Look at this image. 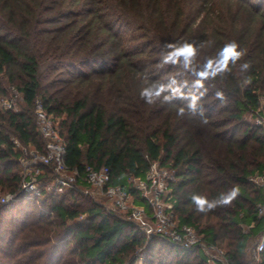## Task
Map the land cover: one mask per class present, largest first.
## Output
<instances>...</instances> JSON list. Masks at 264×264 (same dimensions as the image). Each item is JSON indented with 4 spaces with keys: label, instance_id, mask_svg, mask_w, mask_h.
<instances>
[{
    "label": "trees",
    "instance_id": "obj_1",
    "mask_svg": "<svg viewBox=\"0 0 264 264\" xmlns=\"http://www.w3.org/2000/svg\"><path fill=\"white\" fill-rule=\"evenodd\" d=\"M231 41L244 55L213 77ZM185 43L196 49L188 67L183 56L164 63L168 45ZM172 80L187 95L204 93L202 114L187 100L141 98ZM12 87L23 102L0 108V190H19L14 138L44 148L39 99L65 138L68 166H107L111 183L144 205L129 178H145L158 161L174 172L178 223L224 248L228 264H250L248 248L264 231V188L250 179L264 170V128L244 114L264 96V0H0V99ZM140 251L142 264H210L199 247L148 238L78 189L0 203V264H136Z\"/></svg>",
    "mask_w": 264,
    "mask_h": 264
},
{
    "label": "built area",
    "instance_id": "obj_2",
    "mask_svg": "<svg viewBox=\"0 0 264 264\" xmlns=\"http://www.w3.org/2000/svg\"><path fill=\"white\" fill-rule=\"evenodd\" d=\"M21 93L12 87V95L0 99V108L16 109V99ZM256 124L264 128V104L254 112ZM35 117L39 133L45 139L43 150L22 144L14 138L15 148L20 151L18 161L21 165L19 190L5 192L0 203L14 201L21 192L44 198L51 193H63L68 189H78L88 193L90 186L110 198L114 205L129 212L128 220L137 223L148 237L158 235L183 248L199 247L208 261H223L226 251L216 244L205 242L192 226L179 224L174 214L171 182L174 172L158 161L151 164L146 177H130L129 182L139 191L144 205L130 207L131 193L120 185L111 183L110 169L107 166L85 165L83 172L68 166L65 160L66 141L61 135L54 118L44 109L39 99L35 100ZM264 188V170L250 177ZM134 197V196H133ZM258 215L264 219V201L257 204ZM123 217V216H121ZM125 218V217H124ZM264 250V231L252 250L250 264H259ZM219 254V259L215 254Z\"/></svg>",
    "mask_w": 264,
    "mask_h": 264
},
{
    "label": "clouds",
    "instance_id": "obj_3",
    "mask_svg": "<svg viewBox=\"0 0 264 264\" xmlns=\"http://www.w3.org/2000/svg\"><path fill=\"white\" fill-rule=\"evenodd\" d=\"M172 51L168 52L164 55V63H176L178 57L183 56L184 58V65L188 67L190 63V56H194L196 49L192 44L185 43L181 45L179 48H176L175 45H168ZM239 44L236 41H231L230 43L226 44L224 48L219 53V59L216 62L217 67L213 69L211 75L214 77L218 72H225L228 71V64L231 61L233 64L237 60H239L243 55V50H238ZM211 63V62H210ZM248 66L245 64L243 68H247ZM147 78V77H146ZM185 85L177 83L176 80L170 81L168 84H159L152 87L144 88L140 92V96L145 102L152 104L155 103L156 100H160L162 98V102L164 103H172L175 100H187V108L192 113H196L199 109L201 114L203 112L202 106L200 105V100L204 93H192L191 95L185 94L182 90ZM197 88L202 87V84L197 81ZM218 97H221V93H217ZM181 114H183V109H181ZM234 195V193H233ZM194 203L197 205L198 211H205V204L206 201L200 197H193ZM215 206V202L209 203L207 205L208 209Z\"/></svg>",
    "mask_w": 264,
    "mask_h": 264
},
{
    "label": "rangeland",
    "instance_id": "obj_4",
    "mask_svg": "<svg viewBox=\"0 0 264 264\" xmlns=\"http://www.w3.org/2000/svg\"><path fill=\"white\" fill-rule=\"evenodd\" d=\"M12 95V92L10 93V96ZM22 102H23V98H18V99H16V108L18 109V108H20V106H21V104H22ZM261 104H264V96H262V98H261ZM244 117H245V119L247 120V121H255V123H256V118H255V113H254V115L252 114V112L250 111H248V112H246L245 114H244ZM88 189V193H86V192H82V194L83 195H85V196H88V197H90L91 199H93L95 202H97V203H99V204H101V205H103L108 211H112V212H114V213H116L117 215H119V216H123V217H125V218H128L129 217V212L128 211H123V210H120V209H118L115 205H114V203H113V201L110 199V198H108L107 196H104V195H102L101 193H99V191L97 190V189H95V188H93V187H89V188H87ZM81 192V191H80ZM3 193H5V191H2V190H0V196L3 194ZM129 205H130V207H134V206H138L139 204H137L136 202H135V198L133 197V196H131V198H130V201H129ZM84 216L85 215H83V216H81L78 220H81V219H83L84 218ZM74 221H71V223H73ZM137 224V223H136ZM138 225V224H137ZM138 227L141 229V231H143L144 233H145V231L138 225ZM243 229L245 230V231H248V227L246 226V225H243ZM152 236H155V235H152ZM151 236V237H152ZM149 238V237H148ZM260 240V236H257L255 239H254V241H253V243L249 246V248H248V255H249V257L251 256V260H250V263H251V261H252V250L254 249V247H255V245L257 244V242ZM222 249H224V248H222ZM225 250V249H224ZM141 252V251H140ZM217 256H218V258L219 259H222L221 258V256H219V254H217V253H215ZM141 255H142V258L140 257V259L137 261V263L136 264H142V260H143V257H144V252H141ZM209 263L210 264H228L227 263V259H225V260H223V261H209ZM260 264V263H259Z\"/></svg>",
    "mask_w": 264,
    "mask_h": 264
}]
</instances>
